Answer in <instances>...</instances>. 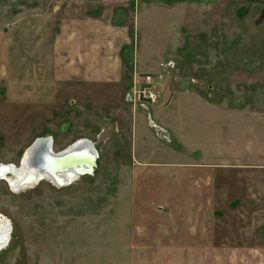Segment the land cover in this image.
<instances>
[{"label":"rangeland","instance_id":"1","mask_svg":"<svg viewBox=\"0 0 264 264\" xmlns=\"http://www.w3.org/2000/svg\"><path fill=\"white\" fill-rule=\"evenodd\" d=\"M69 1L0 0V165L18 167L42 137L55 153L90 140L96 165L64 187L0 180L11 225L0 264H264L259 183L215 181L212 195L219 167L193 166L264 157V0H108L105 20L126 23L127 44L113 32L108 53L93 42L82 55L56 46L61 16L56 32L44 29ZM87 57L114 69L89 81ZM146 76L160 93L147 109L127 97Z\"/></svg>","mask_w":264,"mask_h":264},{"label":"crops","instance_id":"2","mask_svg":"<svg viewBox=\"0 0 264 264\" xmlns=\"http://www.w3.org/2000/svg\"><path fill=\"white\" fill-rule=\"evenodd\" d=\"M107 1L108 0H70L68 3L67 8H63L62 10H59L56 12L55 9H53L52 12H50L47 16L46 22L48 24H51V26H47L44 28L46 31H55L56 28H54V22L58 18L57 16H61L63 19L62 23L58 25V33H55V37L53 40H58L56 46L60 47L62 50V53L64 54H85L93 42L97 43L95 45L96 47V54H105L109 52L110 47L116 45L114 43L115 39L113 36V32L117 34L119 37V41L121 44H127V39L129 34L127 35L126 32V23L119 22L120 25H116L113 27L111 23V15L107 16V21L105 20V15H104V9L107 7ZM113 2V0H111ZM121 0H117V2H120ZM130 1V0H128ZM135 1L136 0H132ZM142 3V9L144 8H150L154 7L157 9H161V6L156 5L153 0H139ZM178 2H182L183 0H177ZM175 1V2H177ZM99 7V9H98ZM58 9L57 7H55ZM141 11V9H140ZM139 11V12H140ZM139 12L136 14L134 17V24L135 27L137 28V18L140 16ZM92 13V14H91ZM99 14V15H98ZM139 15V16H138ZM60 19V18H59ZM44 30V31H45ZM112 37V38H111ZM111 44H110V43ZM110 45V46H109ZM53 45V48L56 47ZM53 51H55L53 49ZM90 58H84L82 60V65L83 71H87L88 73L86 74V77L91 75V79L89 81H95L99 80L102 76L105 75V73H108L111 71L112 68L109 64H103L102 62L100 63L99 67H97L96 64H90ZM80 65V66H82ZM76 67V66H74ZM74 67H69L70 70H74ZM68 69V67L66 66ZM64 68V70H66ZM79 68V66H78ZM81 71V69H78ZM98 68V69H97ZM118 68L120 66L118 65ZM118 69V70H119ZM102 71V72H101ZM100 72V73H98ZM111 73V72H110ZM74 79H82L83 75H75ZM88 81V82H89ZM194 99L198 101L202 106L206 108H220L223 109L224 111L232 112L230 109L222 106L219 102V104L213 102V103H207L200 95H195ZM207 103V104H206ZM240 113L242 116L246 117L245 114H250L252 118H259V113H255L253 111H234ZM149 115V114H148ZM157 119H160L162 122H160V126L157 124L158 127H169L168 122L163 121L162 117H160L159 114L154 113ZM150 117V116H149ZM259 122V121H258ZM162 130V129H161ZM132 134H133V143L135 144L136 142V119L135 116L133 118V125H132ZM259 153H262L259 151ZM259 160H255L252 162H249L245 160V162H206V163H201L202 161H196L193 162V166L198 167H208V166H217L219 167L218 169L220 170L218 173L214 174V179L210 177L208 174V192L211 194L213 193L214 195L219 192L216 190V188L212 186V184L217 181L220 183V186H223L224 188H232L234 183H239L241 184H246L245 187H240V191L242 189H246L248 183H259V198H264V160H263V155L259 154ZM201 163V164H200ZM237 167V168H234ZM237 170V172H236ZM230 176V177H227ZM251 177H258V179H250ZM218 178V180H217ZM193 180V179H192ZM186 179H182V182H186ZM199 183L198 180H193V184ZM232 183L231 186L228 184ZM200 190V189H198ZM201 192V191H200ZM197 193V192H196ZM204 194V193H203ZM212 194V195H213ZM252 196H247L246 191L244 192L243 198H251Z\"/></svg>","mask_w":264,"mask_h":264},{"label":"water","instance_id":"3","mask_svg":"<svg viewBox=\"0 0 264 264\" xmlns=\"http://www.w3.org/2000/svg\"><path fill=\"white\" fill-rule=\"evenodd\" d=\"M39 148L42 149V154L37 155ZM26 151H28L29 154L24 160L25 165L30 169H36V174H43L41 178H38L36 174H26L23 181L28 182L27 184L30 186L37 184L41 180H48L56 187L68 186L81 176L91 174L97 159V152L94 145L88 139L77 140L63 151L55 153L52 150V138L42 137L35 139ZM38 157H41V160H43L42 163L40 162L41 164L36 165L35 159H38ZM19 167H22V161L19 163ZM13 173L15 172L7 169L4 174ZM69 173H73V176H69ZM2 179H4V175L0 172V180ZM9 187L14 190L10 185ZM10 233L11 225H9V234ZM7 243L8 241L4 242L3 238L0 239V251Z\"/></svg>","mask_w":264,"mask_h":264},{"label":"bare ground","instance_id":"4","mask_svg":"<svg viewBox=\"0 0 264 264\" xmlns=\"http://www.w3.org/2000/svg\"><path fill=\"white\" fill-rule=\"evenodd\" d=\"M39 150L37 151V155L38 154H42V151H41L42 149L39 148ZM28 154L29 153L27 152L25 154L24 158H23L22 167H19V166L18 167H14V166H7L6 167V166L0 165V172H2V175H4V179H6L8 181V184L14 189V191H19V189H21V188L24 189V188H27V187L30 186L29 184H27L28 182L23 181L24 177L26 176V174H29V173L36 174L35 173L37 171L36 169H30L29 167H27L25 165V161L24 160H25V158H27ZM79 155H81V154H79ZM36 160L39 161V162H37ZM42 160H41V157H38V159H35L36 165L37 164H41ZM7 169H10L12 172H15L16 174L15 173H13V174H4ZM36 175H37L38 178L39 177L40 178L43 177V174H36ZM68 175L69 176H73V173L72 174L69 173ZM9 176H11V177H9ZM9 225L10 224L5 219H2V217L0 216V239L3 238L4 242L9 241V236H10V234H9ZM4 248H2V249H4ZM2 249H1V251H2Z\"/></svg>","mask_w":264,"mask_h":264},{"label":"built area","instance_id":"5","mask_svg":"<svg viewBox=\"0 0 264 264\" xmlns=\"http://www.w3.org/2000/svg\"><path fill=\"white\" fill-rule=\"evenodd\" d=\"M143 79V82L138 84V86L133 84L132 91L127 95V97L128 101H142L141 106L147 109L148 104H154L158 100L160 93L156 92L152 87L150 76H146Z\"/></svg>","mask_w":264,"mask_h":264}]
</instances>
